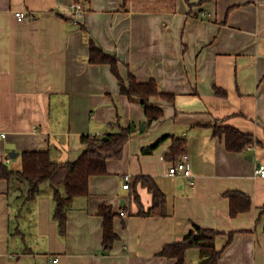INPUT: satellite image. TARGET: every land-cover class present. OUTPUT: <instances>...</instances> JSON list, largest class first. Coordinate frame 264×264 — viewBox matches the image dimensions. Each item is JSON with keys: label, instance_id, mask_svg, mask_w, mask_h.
<instances>
[{"label": "crops", "instance_id": "1", "mask_svg": "<svg viewBox=\"0 0 264 264\" xmlns=\"http://www.w3.org/2000/svg\"><path fill=\"white\" fill-rule=\"evenodd\" d=\"M75 1L0 0V163L21 169L17 160L29 151L74 162L86 149L82 135L116 131L119 114L136 130L123 158L108 161V173L92 177L89 194L74 201L64 236L53 218V191H44L50 185L18 206L10 197L25 190L1 180L0 264H177L160 254L195 225L225 233L216 239L219 264H264V178L255 174L264 165V0H176L172 12L136 11L132 0H80L81 16L71 10ZM17 12L28 19L19 21ZM91 39L120 59L123 78L155 80L173 97L152 99L161 119L148 123L111 67L89 62ZM216 127L258 143L230 152ZM174 139L186 140L194 185L169 175L178 162L169 158ZM143 177L165 195L157 213H150L154 197ZM232 191L251 197V211L230 215ZM104 204L113 208L118 236L109 248L99 215ZM200 262V251L190 249L186 264Z\"/></svg>", "mask_w": 264, "mask_h": 264}, {"label": "trees", "instance_id": "2", "mask_svg": "<svg viewBox=\"0 0 264 264\" xmlns=\"http://www.w3.org/2000/svg\"><path fill=\"white\" fill-rule=\"evenodd\" d=\"M80 1V0H78ZM189 3V0H187ZM210 0H201L200 4ZM136 11L141 12H172L175 10L176 0H132ZM90 41L91 64L109 65L113 74L118 79L120 91L130 99L138 100L145 109L148 123L159 120L164 116L161 107L152 103V99L157 96L172 99L171 95L159 92L158 84L155 80L140 83L136 77L129 73L127 79L120 73V59L115 55L107 54L96 42ZM217 94H222L217 90ZM224 94V93H223ZM117 129L110 131L103 136L82 135L81 142L86 146L82 155L74 162H56L49 151H29L21 154L22 168L11 169L6 163H0V181L7 180L11 184L28 185L27 200L37 198L42 191L44 184H49L53 190V218L58 223L62 236L66 234L68 212L74 201L79 197L89 194L90 179L94 176H103L108 173L107 163L110 160H120L124 156V149L132 134V127L126 128L121 123V115H118V122L111 125ZM214 134L225 137L226 147L230 152H246L254 147L258 142L253 135L245 134L232 127H216ZM158 145V144H157ZM186 140L174 139L171 160H180L185 151ZM156 146L146 150L147 153L154 150ZM142 181L148 186L154 197V206L151 214L157 213L159 208L164 207L166 198L160 187L151 177H143ZM22 191V189H20ZM230 200V215L236 217L247 213L252 209V199L249 195L232 191L226 193ZM160 214H164L159 212ZM99 215L103 217L104 243L112 247L118 236L114 231L113 208L109 205H102ZM264 215V207L261 209ZM220 231L202 228L195 225L194 230L181 243L166 246L161 252V256L177 258V264H186L187 252L190 249L200 251V264H219L222 250L216 247V239L224 235ZM234 232L228 234L230 245L234 238Z\"/></svg>", "mask_w": 264, "mask_h": 264}, {"label": "built area", "instance_id": "3", "mask_svg": "<svg viewBox=\"0 0 264 264\" xmlns=\"http://www.w3.org/2000/svg\"><path fill=\"white\" fill-rule=\"evenodd\" d=\"M71 10L73 11L75 16H81L85 12L83 5L78 1H75L74 3H72ZM16 16L19 21L27 20L29 17L24 12H17ZM75 24L78 25V22L75 21ZM3 137H5V135H3ZM178 174H183L185 177L189 178L191 180V184L194 185V181L192 180L193 174L189 167V156L187 154L183 155L182 158L176 164L172 165V167L169 170V175L171 176H175ZM255 174L258 177L264 178V165L260 164L256 168ZM130 181H131V177L129 175L126 176L125 177L126 183L123 186L124 189L126 190L130 189ZM121 215L124 216L125 212L123 211ZM53 264H59V258L53 259Z\"/></svg>", "mask_w": 264, "mask_h": 264}, {"label": "rangeland", "instance_id": "4", "mask_svg": "<svg viewBox=\"0 0 264 264\" xmlns=\"http://www.w3.org/2000/svg\"><path fill=\"white\" fill-rule=\"evenodd\" d=\"M56 158H57V157H56ZM14 161H15V160H14ZM17 161H18V163H21L22 158H19ZM56 161H58V158L56 159ZM48 185H49V184H48ZM49 187H50V186H49ZM22 188H23V190H25V191H24V195L18 197V198L16 199V201H15L16 205H18V206H20L21 203L24 202V200L26 199V196H27V194H28V185H27V184H24V185H22ZM51 189H52V188H48V186H47V188L44 189V191L47 192V191H50ZM52 191H53V190H52Z\"/></svg>", "mask_w": 264, "mask_h": 264}, {"label": "water", "instance_id": "5", "mask_svg": "<svg viewBox=\"0 0 264 264\" xmlns=\"http://www.w3.org/2000/svg\"><path fill=\"white\" fill-rule=\"evenodd\" d=\"M142 129L144 130L145 129V127H144V125L142 126ZM136 130V128L135 127H132V131H135ZM18 153H16V152H12L11 153V155H10V157L11 158H13V159H15V158H17L18 157ZM251 161L253 160V157H248ZM22 195V192L21 191H16V192H14L12 195H11V197H10V203H13L18 197H20Z\"/></svg>", "mask_w": 264, "mask_h": 264}]
</instances>
